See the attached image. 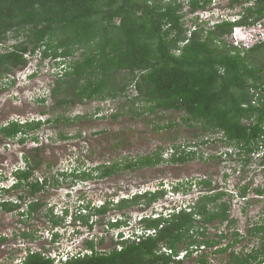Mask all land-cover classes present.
I'll return each mask as SVG.
<instances>
[{"label": "trees", "instance_id": "1", "mask_svg": "<svg viewBox=\"0 0 264 264\" xmlns=\"http://www.w3.org/2000/svg\"><path fill=\"white\" fill-rule=\"evenodd\" d=\"M231 2L234 7L243 0ZM245 3L247 6L236 20L224 19L210 25L205 21L200 24L197 18L193 20V28H188L186 8L194 15L207 11L213 0H0V79L26 67L27 55L40 52L43 59L61 58L63 73L57 75L52 89L56 105L116 100L120 96L129 101L127 93L133 87L136 95L129 101V111H135L137 100L144 103L140 115L159 110L178 112L188 127L201 128L207 134L222 133L221 140L238 148L247 164L254 154L263 153L264 157V41L246 48L227 40L234 28L254 26L264 19V0ZM10 40L14 43L7 46ZM54 121H61V117ZM43 123L12 121L0 128V135L8 140L23 135L20 142L24 143L29 132L37 131ZM185 149L174 147L168 161L186 163L196 157L197 152ZM29 159L25 157V170L14 172L17 176L14 186L0 187V193L27 189L33 196L46 189V178L44 181L33 178ZM164 161L160 149L131 161L100 165L94 170L96 176L83 171L77 177L102 179L120 170L154 167ZM211 183L200 181L209 190L189 210L181 208L158 218L145 216L141 224L144 230H155L154 234L118 241L109 252H98L88 242L90 254L70 258L64 264H173L180 262L177 257L183 249L185 257H190L196 249L219 245L223 235L221 240L207 239L206 230H198L216 221L233 222L232 203L223 201L226 192L216 191ZM246 191L247 187L242 189L243 197ZM256 191L264 193V189ZM164 195V189L138 192L116 204L109 201L95 208L92 215L105 216L114 208L123 212L135 206L149 207ZM26 197L22 194L20 199ZM39 201L29 202L28 213L22 215L33 216L42 208ZM20 207L18 202L0 198V209L12 211ZM81 218L89 223V218ZM51 220L56 225L60 223L54 217ZM109 224L119 228L123 221ZM251 229L249 234L260 237V247L249 253L233 250L226 264H264V225ZM236 236L238 242L240 234ZM22 237L35 239L29 232H23ZM236 242L215 252L227 253L236 247ZM163 248L170 253L162 251ZM26 252L21 264L55 263L53 258L30 248ZM199 261L207 264L206 255Z\"/></svg>", "mask_w": 264, "mask_h": 264}, {"label": "rangeland", "instance_id": "2", "mask_svg": "<svg viewBox=\"0 0 264 264\" xmlns=\"http://www.w3.org/2000/svg\"><path fill=\"white\" fill-rule=\"evenodd\" d=\"M245 2L231 7V0H213L207 12L194 15L186 8V26L193 28V20L197 18L200 24L205 21L210 25L224 19L236 20L247 6ZM235 37L227 41L247 48L264 41V19L254 26L242 27ZM13 43L10 40L6 45ZM27 58L26 67L0 79V128L12 121L44 123L37 131L29 132L24 143L20 142L23 135L14 140L2 139L0 135V187L10 189L17 180L14 172L24 167L27 156L34 170L33 178L43 181L46 178L48 182L43 192L33 196L27 189L0 193L2 201L18 202L21 206L12 211L0 209V240L6 238L0 241V264L22 260L27 248L56 259L59 257L55 251H62L63 258L67 253H90L88 242L98 252H109L116 246L120 232L136 229L140 218L160 212L169 214L181 208L189 210V205L209 190L200 184L201 180L211 181L216 191L226 192L223 201L232 203L233 222L216 221L199 227L200 231L206 230L207 239L221 240V235L224 239L215 247L196 249L190 257L183 256L186 253L183 249L177 257L180 262L173 264H201L203 254L207 264H226L231 251L249 253L260 247V237L252 236L249 230L255 225H264V193L256 191L264 189L262 153L253 155L245 164L239 149L221 140L222 133L207 134L201 128L188 127L178 112L159 110L140 115L144 103L137 100L135 111H129V101L136 95L133 87L127 93L129 101L120 96L116 100H84L60 107L56 105L52 89L57 75L63 73V59H43L40 52ZM59 116L61 121L55 122ZM173 123L176 125L171 126ZM33 136L38 139L34 140ZM198 142L205 143L195 146ZM184 146L187 151L197 152L196 157L186 163H170L174 147L183 150ZM160 149L165 161L157 166L120 170L102 179L77 177L83 171L96 176L94 170L100 165L131 161ZM245 187L243 197L241 191ZM158 189H164L165 195L152 206H135L123 212L114 208L105 216L92 215L94 207L107 199L119 201L139 191ZM22 194L28 197L21 200ZM37 199L42 208L30 218L23 216L28 213V203ZM52 217L60 223L54 224ZM81 217L89 218V223H84ZM119 217L129 224L127 228L110 226ZM23 232H29L35 239L22 237ZM237 233L240 234L238 242ZM232 242H236V247L229 252H215Z\"/></svg>", "mask_w": 264, "mask_h": 264}, {"label": "clouds", "instance_id": "3", "mask_svg": "<svg viewBox=\"0 0 264 264\" xmlns=\"http://www.w3.org/2000/svg\"><path fill=\"white\" fill-rule=\"evenodd\" d=\"M210 9V8H209ZM208 9V10H209ZM207 10V11H208ZM207 11H199V12H207ZM222 21V20H221ZM218 22H220V21H218ZM217 22V23H218ZM241 26H239V27H236V28H234V30H233V33H232V37L234 36L235 37V34L237 33V34H239L240 33V31H241ZM230 36V37H231ZM236 38V37H235ZM234 44V43H233ZM235 45V44H234ZM235 46H237V47H246V46H238V45H235ZM247 48V47H246ZM228 154V152L227 153H225V155H227ZM263 154V153H262ZM255 155V154H254ZM257 155H259L260 156V154H257ZM21 170H25L26 169V160H25V164H24V167H21L20 168ZM17 171V170H16ZM15 178L17 179V177L15 176ZM16 182H17V180H16ZM15 182V183H16ZM14 183V184H15ZM14 184H12L11 186H10V188L11 187H13L14 186ZM140 193L141 192H143V191H139ZM145 192V191H144ZM138 193V192H137ZM135 194V193H134ZM133 195V194H132ZM131 197V195L129 196V197H127V198H130ZM123 198H121L120 200H122ZM119 200V201H120ZM119 201H116V200H114V199H112V200H110V202H113L114 204L115 203H117V202H119ZM107 202H109L108 201V199L107 200H105L102 204H100V205H96L95 207H94V209L95 208H100V207H103ZM195 203V202H194ZM193 203V204H194ZM193 204H190L189 205V208L193 205ZM188 209V208H187ZM175 212V211H174ZM161 214H156L157 215V218L158 217H160V215L161 216H169L171 213H173V212H170L169 214H166L165 212L163 213V212H160ZM156 215L155 216H153V215H150L151 217H153V218H155L156 217ZM145 218V216L144 217H142V218H140V220H139V225H138V227L136 228V229H131V230H129L128 231V233L127 232H125L124 230H122L121 232H120V234H119V239H118V241H122V240H130V239H136L137 237H139V236H142L143 234H147V235H150V234H154L155 233V230H144V228H143V226H142V224L140 225V223H141V221H142V219H144ZM120 220H122L123 221V224L120 226V227H122V228H127L128 227V225L129 224H127L125 221H124V218H122V217H119L118 219H115L114 221H112L111 223H116V222H118V221H120ZM119 227V228H120ZM113 229H118V228H113ZM56 234H54L53 236H55ZM58 235V234H57ZM55 240V239H54ZM53 239H52V241H54ZM56 241V240H55ZM33 251V250H32ZM90 251V250H89ZM162 251H164V252H169L166 248H163V250ZM33 252H37V251H33ZM41 253V252H40ZM55 253H56V255L59 257L58 259H56V258H54L53 256H51V255H43V256H45V257H49V258H53L54 259V261H55V263L54 264H56V261H57V263L58 264H64V263H66V261H68L70 258H73V257H78V256H80V255H82L80 252L79 253H77V254H74V255H70L69 253H67V255H65L64 256V258L61 256L62 254H63V252L62 251H55ZM90 253H91V251H90ZM90 253H86V254H90ZM170 253V252H169ZM186 254V253H185ZM185 254L183 255L184 257H185ZM27 255V254H26ZM84 255V254H83ZM82 255V256H83ZM25 257V256H24ZM23 260V259H22ZM22 260H18L17 262H15V264H21V262H22ZM13 264V263H12Z\"/></svg>", "mask_w": 264, "mask_h": 264}, {"label": "flooded vegetation", "instance_id": "4", "mask_svg": "<svg viewBox=\"0 0 264 264\" xmlns=\"http://www.w3.org/2000/svg\"><path fill=\"white\" fill-rule=\"evenodd\" d=\"M36 201H39L38 199ZM40 202V201H39Z\"/></svg>", "mask_w": 264, "mask_h": 264}]
</instances>
